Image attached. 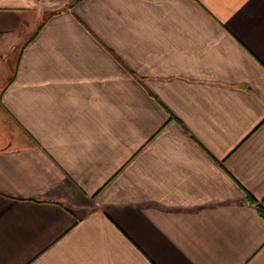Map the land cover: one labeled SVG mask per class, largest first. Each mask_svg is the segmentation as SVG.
I'll list each match as a JSON object with an SVG mask.
<instances>
[{
	"label": "crops",
	"instance_id": "0c3cea01",
	"mask_svg": "<svg viewBox=\"0 0 264 264\" xmlns=\"http://www.w3.org/2000/svg\"><path fill=\"white\" fill-rule=\"evenodd\" d=\"M0 264H264V0H0Z\"/></svg>",
	"mask_w": 264,
	"mask_h": 264
},
{
	"label": "trees",
	"instance_id": "16d2710c",
	"mask_svg": "<svg viewBox=\"0 0 264 264\" xmlns=\"http://www.w3.org/2000/svg\"><path fill=\"white\" fill-rule=\"evenodd\" d=\"M260 212H261L262 214H264V211H262L261 209H260Z\"/></svg>",
	"mask_w": 264,
	"mask_h": 264
},
{
	"label": "rangeland",
	"instance_id": "374dc122",
	"mask_svg": "<svg viewBox=\"0 0 264 264\" xmlns=\"http://www.w3.org/2000/svg\"><path fill=\"white\" fill-rule=\"evenodd\" d=\"M2 83V81H0V84Z\"/></svg>",
	"mask_w": 264,
	"mask_h": 264
}]
</instances>
